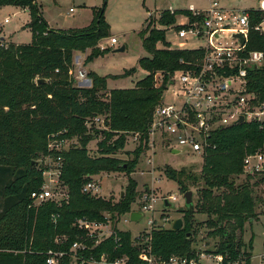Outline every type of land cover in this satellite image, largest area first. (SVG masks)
Listing matches in <instances>:
<instances>
[{
	"label": "trees",
	"instance_id": "trees-1",
	"mask_svg": "<svg viewBox=\"0 0 264 264\" xmlns=\"http://www.w3.org/2000/svg\"><path fill=\"white\" fill-rule=\"evenodd\" d=\"M11 5L30 11L31 20L26 27L32 30L33 41L0 48V264H46L50 251L63 252L60 264H71V249L76 242L88 245V249L78 251L81 259H99L106 253L110 259L128 256L129 264H140V244L132 240L130 232L116 227L120 218L131 210L135 194L132 182L118 202L82 190L92 177L102 172L131 173L128 165L115 157L125 149L126 135L140 134V144L134 151L132 168H135L148 147L155 109L162 103L174 73L198 70L205 50L172 49L166 42V31L178 27V13H162L159 24L163 28L151 29L144 40L150 57L141 59L140 64L148 69V77L134 89L112 90L114 96L105 101L99 94L107 88L106 78L88 73L92 87L84 88L69 74L74 67V53L91 50L88 63L106 52L107 49L101 50L96 44L109 36L104 11L97 14L93 28L63 32L49 29L35 0H0V7ZM187 15L191 22L202 20L190 12ZM261 19V13L251 11L246 53L264 52V32L254 29ZM159 42L164 43V49L157 48ZM38 80L43 81L36 83ZM247 89L257 103H264V63L249 71ZM108 114L110 131L102 132L105 136L98 143L99 155L92 157L87 147L95 138L87 123ZM54 134H58L59 140L76 138L79 144L63 151L50 150ZM207 138L211 146L202 153L204 161L199 178L185 170L164 171L167 178L178 183L181 194L189 191L188 184L196 187L202 182L203 185L196 204L183 211L184 225L180 231L152 230V253L163 259L189 255L192 237L197 232L195 216L202 214L210 216L206 222L213 229L211 234L221 240L217 252L228 256L224 264L237 261L240 256L245 264H252V240L244 252L225 240L237 230L243 232L245 224L257 218L254 184L237 185L235 180L245 173V157L264 151V121L220 128ZM59 157L63 163L60 180L68 188L69 198L35 206L31 193L42 188L47 169L38 159ZM259 175L255 184L264 182V172ZM105 214H110L115 222L114 234L94 246L86 231L78 228L77 220L87 218L102 223ZM188 233L191 238L187 237Z\"/></svg>",
	"mask_w": 264,
	"mask_h": 264
},
{
	"label": "rangeland",
	"instance_id": "rangeland-1",
	"mask_svg": "<svg viewBox=\"0 0 264 264\" xmlns=\"http://www.w3.org/2000/svg\"><path fill=\"white\" fill-rule=\"evenodd\" d=\"M44 22L49 29L63 32H71L74 29L93 28L96 16L99 12L104 11L105 21L109 25V36L103 40H98L96 44L101 50L106 52L98 58L86 63L87 57L91 50L74 53L73 70L77 72L84 68L88 73H95L100 77L106 78L107 88L101 91L99 97L109 101L114 94L112 90H131L137 83L148 77V69L140 64V60L150 57V54L144 48V40L153 28H163L159 24L162 13L169 11L178 13L176 26L189 23L187 12L193 6L196 10L205 12L209 11L211 5L216 2L218 7L224 10L246 11L257 9L259 0H35ZM10 18V23L3 27L0 38L4 37L8 46L10 45H27L33 41L31 29H25L24 25L30 23V11L18 6L0 7V21L4 22ZM175 26V25H174ZM177 27H169L166 31V42L172 49H203L208 45L207 36H196L191 34L189 40L179 39L177 36ZM117 39L118 43L111 44V39ZM235 44L234 40L227 39L225 35L222 44ZM125 47L123 52H119ZM158 49H164L162 42L157 43ZM91 80V78H87ZM87 82V81H86ZM79 87H82L77 83ZM91 86L85 85V88ZM176 100V86L168 85L163 94V103L171 105ZM110 114L99 116L89 123L88 127L91 136L95 139L88 145L89 153L92 157H97L98 143L104 139L103 131H110L107 126V119ZM151 138L154 146L145 149L135 168H132L135 155L134 151L140 144L139 133H128L126 135V147L123 151L118 152L115 157L122 163L128 165L132 170L131 173L123 172H102L92 178L99 180L102 188L101 197L104 200L118 202L121 194H125L129 182L134 185V201L131 204L129 213L124 214L116 223L120 231L130 232L132 240L137 244L143 239V235L151 231L150 220H154V229H170L172 222L176 219H182L183 211L186 209L185 200L180 192L179 185L176 181L166 177L164 171L171 168L177 171L185 170L188 173L201 176L203 157L202 153H189L187 150H181V154H172L170 147V138L167 134L162 138L158 131ZM76 138L69 140L66 150L72 146L78 145ZM43 168L50 165L47 158L38 159ZM238 177L235 182L239 184L251 183L253 185V196L255 198V212L257 218L248 221L245 224L244 231L237 230L234 236L225 241L234 243L235 247L244 252L249 248L250 240L253 241L252 264H264L262 256L264 255V182L255 184L259 174H253L247 171ZM256 175V176H250ZM44 176V175H43ZM49 177L44 176V183H49ZM50 185V184H49ZM199 182L196 187L188 184L189 191L194 192L193 203L198 200ZM55 189V195L58 200H62L68 194V188L62 184ZM171 195H176L178 201L171 203L172 208H165L164 202ZM124 196V195H123ZM154 196L155 205L153 212H145L141 221L132 222L130 214L137 211L144 205V197ZM111 218L110 214H105ZM214 218V217H213ZM197 232L192 237L191 247L197 249H214L219 246L221 240L211 233L213 229L207 225L210 216L196 214ZM115 222L111 220L106 225L105 230L114 231ZM137 237H139L137 239ZM63 239V238H62ZM58 238L57 240H62ZM65 239V238H64ZM141 240V241H138ZM263 262V263H262Z\"/></svg>",
	"mask_w": 264,
	"mask_h": 264
},
{
	"label": "built area",
	"instance_id": "built-area-1",
	"mask_svg": "<svg viewBox=\"0 0 264 264\" xmlns=\"http://www.w3.org/2000/svg\"><path fill=\"white\" fill-rule=\"evenodd\" d=\"M189 11L193 17H200L202 20L191 22L189 18L188 24L178 25L177 36L186 41L189 40L191 34L199 37L207 36L208 45L203 48L205 57L198 70L174 73L169 85L176 86V100L171 105L162 102L155 109L149 129V142L150 146H154L151 136L159 131L162 138L165 134L169 136L170 141L168 142H170L171 149L203 153L211 146L207 137L213 131L239 123L241 116L244 117V122L264 121V103H257L256 97L250 94L247 89L248 73L263 65L264 52L254 50L246 53L251 29V11L261 13L262 19L254 29L261 33L264 32V0H260L257 9L246 11L224 10L219 8L216 2L211 5L209 11L202 12L193 6ZM9 22L10 18L4 20V24ZM2 30L3 24L0 23V33ZM233 34H241L245 38V44L242 45L238 38H232ZM225 35L227 39L234 40L236 43L222 44ZM1 39L0 48L8 47V44ZM117 43V39H111L112 45ZM228 72L230 73L226 75ZM69 74L79 84L87 81V74L82 69L77 72L72 69ZM90 122L89 120L87 124L89 125ZM67 142L68 140H59L58 134H54L51 136L49 149L63 151L66 149ZM47 160L50 161V165L44 171V176L49 177V183H44L40 190L31 193V199L35 206L49 201L60 203L69 198L66 194L62 200H58L55 195L54 188L62 184L60 180L63 169L61 158L59 157L57 160L47 158ZM244 166L250 173H263L264 151L260 150L247 155L244 159ZM82 191L91 196H101L102 188L99 180L91 178L84 185ZM155 200L154 196H145L144 205L137 211L153 212ZM168 201L170 203L177 202L178 197L171 195L168 197ZM110 222L111 218L107 216L106 223L103 224L83 218L77 220V226L86 231L87 238L94 241V246H97L114 234V231L110 233L105 230L106 225ZM149 224L152 228L151 231L142 236V241L138 240L141 241L138 243L142 249L139 255L140 264H224L228 259L225 254L217 252V247L211 250L192 247L189 255H172L168 259L158 257L152 253L150 245L155 221L150 220ZM116 242L120 243L119 239H116ZM86 249H88V245L84 242L74 243L71 249L73 253L71 264H129L128 256L110 259L106 253L99 259L79 258L78 251ZM64 255L63 252L50 251L46 264H60ZM262 259L264 261V255ZM228 264H245V261L240 256L239 260L229 261Z\"/></svg>",
	"mask_w": 264,
	"mask_h": 264
},
{
	"label": "water",
	"instance_id": "water-1",
	"mask_svg": "<svg viewBox=\"0 0 264 264\" xmlns=\"http://www.w3.org/2000/svg\"><path fill=\"white\" fill-rule=\"evenodd\" d=\"M232 38H238L242 45L245 44V38L241 34H233ZM124 50H125V47L121 48L119 50V52H123ZM41 81H43V80H38V81H36V83H40ZM91 83H92L91 80H87V82L81 83L80 85L85 88V85L91 86ZM243 122H244V117L241 116L239 119V123H243ZM172 154L179 155V154H181V150L174 149V150H172ZM38 163H41V161H39ZM123 195L124 194L122 193L121 197H123ZM182 195H183V199L185 200L186 209L193 207V205H194V203H193L194 192L193 191H187L186 193H184ZM164 206H165V208L169 209V208L173 207V204H171L168 200H165ZM143 216H144L143 212H140V211L132 212L130 219L132 222H139L142 220ZM183 225H184L183 219H176V220H174V222H172L170 229L172 231L177 232L183 228ZM225 235L227 236V234H225ZM187 237L191 238V233H188Z\"/></svg>",
	"mask_w": 264,
	"mask_h": 264
},
{
	"label": "crops",
	"instance_id": "crops-1",
	"mask_svg": "<svg viewBox=\"0 0 264 264\" xmlns=\"http://www.w3.org/2000/svg\"><path fill=\"white\" fill-rule=\"evenodd\" d=\"M260 1V0H259ZM28 11V10H27ZM0 23H2L3 24V27L6 25V24H4V22H1L0 21ZM10 23V22H9ZM8 23V24H9ZM29 23H27V24H25L23 27H24V30L25 29H30V28H27L26 26L28 25ZM3 31V30H2ZM1 40H4L5 42H6V39H4V37H2V39ZM7 43V42H6ZM82 70H84L85 72H86V74H87V78H88V72L84 69V68H82ZM88 80V79H87ZM91 85H92V83H91Z\"/></svg>",
	"mask_w": 264,
	"mask_h": 264
}]
</instances>
